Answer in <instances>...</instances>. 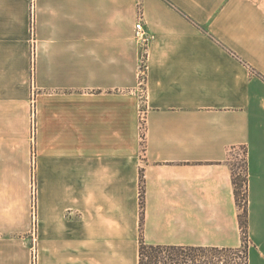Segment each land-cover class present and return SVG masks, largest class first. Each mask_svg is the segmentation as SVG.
<instances>
[{
	"label": "crops",
	"instance_id": "crops-1",
	"mask_svg": "<svg viewBox=\"0 0 264 264\" xmlns=\"http://www.w3.org/2000/svg\"><path fill=\"white\" fill-rule=\"evenodd\" d=\"M37 4L32 30L29 0H0V264H139L142 236L240 246L245 174L250 264H264V0Z\"/></svg>",
	"mask_w": 264,
	"mask_h": 264
},
{
	"label": "trees",
	"instance_id": "trees-1",
	"mask_svg": "<svg viewBox=\"0 0 264 264\" xmlns=\"http://www.w3.org/2000/svg\"><path fill=\"white\" fill-rule=\"evenodd\" d=\"M245 181L246 174L235 180L240 208L239 221L243 231L242 244L240 246L194 247L162 244L156 245L147 243L142 236L139 264H250L248 205L246 200ZM141 207L143 211L144 201L142 197Z\"/></svg>",
	"mask_w": 264,
	"mask_h": 264
},
{
	"label": "built area",
	"instance_id": "built-area-1",
	"mask_svg": "<svg viewBox=\"0 0 264 264\" xmlns=\"http://www.w3.org/2000/svg\"><path fill=\"white\" fill-rule=\"evenodd\" d=\"M30 1V12H31V28H35L36 20H37V11H38V4L37 0H29ZM135 38L138 43L141 44V53L139 57L137 75H138V91L140 97V132L142 141L146 144L149 126L147 122V76L149 70V63H148V56H149V45L150 42L153 40L154 35L148 29L146 25V20L144 13L141 12L138 16L137 22L135 24ZM35 66H36V46L33 48V74H32V114H35V101H36V89L37 85L35 82Z\"/></svg>",
	"mask_w": 264,
	"mask_h": 264
},
{
	"label": "rangeland",
	"instance_id": "rangeland-1",
	"mask_svg": "<svg viewBox=\"0 0 264 264\" xmlns=\"http://www.w3.org/2000/svg\"><path fill=\"white\" fill-rule=\"evenodd\" d=\"M32 116L34 117V120H35V118H36V108H35V114L32 115ZM139 117H140V115H139ZM142 143H143L144 146L146 145L143 141H142ZM240 154H242V156L239 157L238 161L235 163V166H236L235 170L244 172L246 149H242ZM241 176L242 175H239V177H241ZM141 192H142L141 194H142V199H143L144 198L143 189H142ZM32 200L34 202L33 203V206H34L36 204V173H34L33 176H32ZM242 202H243V200H242ZM240 226H241V224H240ZM241 230H242V228H241ZM242 236H243V231H242Z\"/></svg>",
	"mask_w": 264,
	"mask_h": 264
}]
</instances>
